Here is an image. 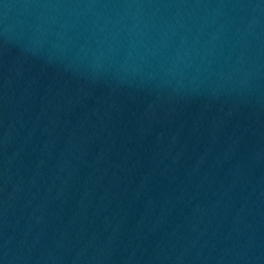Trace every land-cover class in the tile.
<instances>
[{"label":"water","instance_id":"95a60500","mask_svg":"<svg viewBox=\"0 0 264 264\" xmlns=\"http://www.w3.org/2000/svg\"><path fill=\"white\" fill-rule=\"evenodd\" d=\"M0 264H264V0H0Z\"/></svg>","mask_w":264,"mask_h":264}]
</instances>
